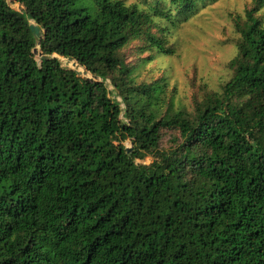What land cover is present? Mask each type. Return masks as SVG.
<instances>
[{
    "label": "trees",
    "instance_id": "1",
    "mask_svg": "<svg viewBox=\"0 0 264 264\" xmlns=\"http://www.w3.org/2000/svg\"><path fill=\"white\" fill-rule=\"evenodd\" d=\"M212 1L0 0V264H264V0L192 109L149 67Z\"/></svg>",
    "mask_w": 264,
    "mask_h": 264
},
{
    "label": "rangeland",
    "instance_id": "2",
    "mask_svg": "<svg viewBox=\"0 0 264 264\" xmlns=\"http://www.w3.org/2000/svg\"><path fill=\"white\" fill-rule=\"evenodd\" d=\"M252 5L253 0H214L178 26L169 24L166 38L173 52L157 54L149 67L153 75L170 77L175 87L174 103L192 109L194 100L204 93L220 91L232 74L228 62L236 53L235 41L239 36L236 22L242 21L245 10ZM257 14L264 23V5ZM168 139L169 135L162 138V147L169 145ZM125 145L131 146L129 141ZM150 161L149 156L143 160Z\"/></svg>",
    "mask_w": 264,
    "mask_h": 264
},
{
    "label": "water",
    "instance_id": "3",
    "mask_svg": "<svg viewBox=\"0 0 264 264\" xmlns=\"http://www.w3.org/2000/svg\"><path fill=\"white\" fill-rule=\"evenodd\" d=\"M26 16V14H24ZM29 22V27L30 29L33 31V35L35 37V39L38 41L39 40V35H40V30L39 28L37 27V25H35L33 23V21L31 20H28ZM37 49H34V51H36ZM69 62H72V65L75 66V65H78V63L76 62V60L72 59V58H67L65 60V65H64V68H73L72 66H69ZM78 73H80L78 71ZM82 73L86 74L87 71L86 70H83Z\"/></svg>",
    "mask_w": 264,
    "mask_h": 264
}]
</instances>
